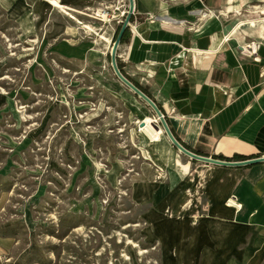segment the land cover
<instances>
[{"label":"rangeland","instance_id":"obj_1","mask_svg":"<svg viewBox=\"0 0 264 264\" xmlns=\"http://www.w3.org/2000/svg\"><path fill=\"white\" fill-rule=\"evenodd\" d=\"M43 1H30L41 12L32 3L28 30L0 6V264H161L147 215L206 216L192 174L207 164L179 152L118 79L114 39L87 58L58 50L80 44L51 38L66 18Z\"/></svg>","mask_w":264,"mask_h":264},{"label":"crops","instance_id":"obj_2","mask_svg":"<svg viewBox=\"0 0 264 264\" xmlns=\"http://www.w3.org/2000/svg\"><path fill=\"white\" fill-rule=\"evenodd\" d=\"M30 1L0 0V6L28 30ZM58 2L65 8L43 1L66 18L53 20L50 35L80 44L58 49L72 59L91 55L92 42L112 40L129 6V0ZM127 28L119 64L162 108L179 140L207 156H264V0H134ZM250 40L259 47L248 58L239 50ZM179 162L188 171L175 163L177 169L190 174V162ZM192 175L201 176L195 192L206 216L147 215L161 264H264V162L209 163ZM231 196L239 209L226 204Z\"/></svg>","mask_w":264,"mask_h":264},{"label":"water","instance_id":"obj_3","mask_svg":"<svg viewBox=\"0 0 264 264\" xmlns=\"http://www.w3.org/2000/svg\"><path fill=\"white\" fill-rule=\"evenodd\" d=\"M133 10H134V0H129V6H128V9L126 12L127 15L122 20V22L119 26V32L112 42L113 45H112V48L110 51L112 70H113V72H115L118 79L120 81H122L126 86H128L134 94L139 96L149 106L152 107L154 113H156V116L158 117V119L160 121L161 127H163L164 132L166 133V135L168 136V138L172 142V144L178 149V151L189 156L190 159H192V160L197 159V160L202 161V162L207 163V164L212 163V164H217V165H221V166L225 165V166L237 167V166H241V165H252L254 163L264 162V156H256V157H251L249 159H244V160L230 161V160H224V159L220 160V159L215 158L212 155H209V156L200 155V154H197L195 152L194 153L191 152L186 147H184L181 142H179L175 139L170 127L168 126V124L166 122V118L164 116V113L161 112V110L159 109V107L157 106L155 101L153 99L149 98L139 87H137L136 85H133V83H131V81H129L124 76V74L118 69L117 57H116L117 49L120 45V40H121L123 34L128 29L127 27L130 23L132 15H133ZM144 124L145 123L143 121L139 122L140 126H143Z\"/></svg>","mask_w":264,"mask_h":264},{"label":"trees","instance_id":"obj_4","mask_svg":"<svg viewBox=\"0 0 264 264\" xmlns=\"http://www.w3.org/2000/svg\"><path fill=\"white\" fill-rule=\"evenodd\" d=\"M117 30H116V32H115V35H114V38L117 36V34H118V32H119V27H117L116 28ZM113 38V39H114ZM125 39H126V34L124 33L123 34V36H122V38H121V40H120V42H123V41H125ZM118 68H119V70L120 71H122V73L124 74V76L129 80V81H131L130 80V78L125 74V72L122 70V68H121V65L119 64V62H118ZM132 82V81H131ZM133 83V85H136L137 87H139L149 98H151V96L140 86V85H138L137 83H134V82H132ZM158 105V104H157ZM158 107H159V109L162 111V108L158 105ZM166 121H167V123H168V125H169V121H168V119L166 118ZM171 131H172V133H173V135H174V137H175V139L177 140V141H179V142H181L182 143V145L184 146V147H186L188 150H190L191 152H195V153H197V154H200V155H205V154H202L201 152H199V151H197V150H193L192 148H190L185 142H183V141H181V140H179L178 138H177V136L174 134V132H173V129L171 128ZM205 156H207V155H205ZM215 158H217V159H220V160H230V161H237V160H244V159H249V158H251V157H254L253 155H251V156H246V155H243V154H239V153H237V154H234L232 157H227V156H225V155H213ZM256 157V156H255ZM192 161H194V160H192Z\"/></svg>","mask_w":264,"mask_h":264},{"label":"built area","instance_id":"obj_5","mask_svg":"<svg viewBox=\"0 0 264 264\" xmlns=\"http://www.w3.org/2000/svg\"><path fill=\"white\" fill-rule=\"evenodd\" d=\"M123 19H119L118 23H121ZM259 47V43L255 40H250L248 43L240 47V54H242L245 57H255L257 55V49ZM226 204L228 206L233 207L235 210L239 209V205L236 202V197L231 196L229 199H227Z\"/></svg>","mask_w":264,"mask_h":264},{"label":"bare ground","instance_id":"obj_6","mask_svg":"<svg viewBox=\"0 0 264 264\" xmlns=\"http://www.w3.org/2000/svg\"><path fill=\"white\" fill-rule=\"evenodd\" d=\"M47 2H49L50 4H52V5H54L55 7H58V8H62V7H64V5L63 4H61L60 2H58V0H47ZM103 18H104V20L106 19L104 16H103ZM142 120H144V125H146V126H148L149 124H148V117H145V118H143ZM143 125V126H144ZM139 127H143V126H140V125H138ZM144 132V130H141V133H143ZM161 132H162V129L160 128V129H157V128H154L152 131H151V133H149L151 136V140H157V137H158V134L160 133L161 134ZM147 135V134H146ZM175 163H176V166H178V167H181L183 170H185L186 172L188 171L187 170V166L186 165H184V164H182L181 162H179V161H175Z\"/></svg>","mask_w":264,"mask_h":264}]
</instances>
